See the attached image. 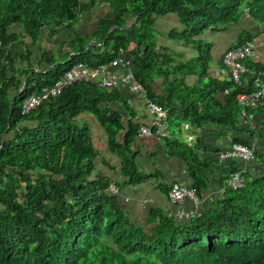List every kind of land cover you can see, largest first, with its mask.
Here are the masks:
<instances>
[{
  "label": "trees",
  "instance_id": "obj_1",
  "mask_svg": "<svg viewBox=\"0 0 264 264\" xmlns=\"http://www.w3.org/2000/svg\"><path fill=\"white\" fill-rule=\"evenodd\" d=\"M97 1L0 0V264H264V169L250 165L241 186L223 180V191L189 218L161 210L152 212L151 224L138 223L125 212L118 194L107 188L109 178L102 174L90 177L96 155L92 128L77 117L83 110L97 113L106 89L117 86L76 81L29 112L21 111L23 97L54 82L72 64L85 61L97 66L127 49L147 93L160 105L166 98V119L174 128L176 78L171 74H176V60L157 41V17L177 12L184 27L174 29L172 36L197 49L193 60L206 62L209 42L196 34L205 27L219 29L239 23L247 15L246 8L248 15L264 22V0H105L114 13L103 18L92 35L100 43L86 45L89 37L78 33L76 21L80 12ZM128 13L136 16L132 24ZM13 23L23 24V35L30 38L26 51L9 47L20 35L11 30ZM45 25H50L49 34L69 29L75 51L66 58L65 53L42 50L38 64L47 62L49 67L38 70L30 61V48ZM253 37L250 30L242 29L234 44ZM19 59L25 65H19ZM243 60L250 69L242 82L224 80L223 87L229 92L225 104L220 103L223 111L212 110L210 100H220L200 84L187 86L189 95L181 98L183 105L199 110L196 102L205 98L202 112L236 125L241 116L237 92L253 87L254 71L264 75L263 62ZM156 74L172 86L160 99L150 84ZM100 117L111 147L121 151L123 145L116 137L123 125L120 113L104 111ZM243 122L245 134L234 139L254 145L258 136L264 142V129L257 132L252 123L244 118ZM163 137L173 150L183 153L178 141L170 135ZM252 158L254 164L264 165V145L255 148ZM134 162L132 157L124 163L129 174L135 173Z\"/></svg>",
  "mask_w": 264,
  "mask_h": 264
},
{
  "label": "crops",
  "instance_id": "obj_2",
  "mask_svg": "<svg viewBox=\"0 0 264 264\" xmlns=\"http://www.w3.org/2000/svg\"><path fill=\"white\" fill-rule=\"evenodd\" d=\"M113 13L111 4L105 0H98L92 8L80 12L76 28L83 38L89 37L86 45L100 43L92 38V35L98 32L102 19L111 17ZM135 20L136 16L128 13L129 24ZM154 25L158 31L157 41L164 44L176 60V74H171L172 78H176V127H169V135L183 146H181L183 153L177 149L173 150L163 136L141 135L138 132L140 123L149 124L154 115L147 106L144 92L133 90L126 83L118 85L117 88L106 89L98 103L97 113L83 110L77 114L79 119L86 120L92 128L96 155L90 177L96 178L98 174H102L109 180H114L120 188L117 194L125 212L136 222L147 225L151 224L153 211L162 210L164 213L177 216L176 211L180 204L173 202L168 196V186L173 182L197 184V189L202 195L200 202L195 203L188 198L182 205L186 208H194L198 212L208 206L211 198L223 191L222 181H225L229 170L237 167L249 169L250 165L251 169H264L262 163L254 164L253 158L246 160L237 157L221 160L218 157L220 151L225 149L235 137L245 134L241 116L236 125L229 124L224 117L211 116L200 110L207 99L196 102L201 112L195 110L192 105H183L181 99L189 95V90L186 89L188 85L200 84L203 89L209 88L211 95H215L220 100L219 103L210 100V103L214 104L212 110L216 113L223 111L221 104H225L229 88L224 89V80L216 75V69L222 62V54L228 46L237 41L242 29H248L258 40L257 48L260 56L257 59L264 63V22L247 14L239 23H230L226 28L205 27L196 35L206 38L209 42L210 55L206 58V62L203 59L193 60L192 57L197 53V49L185 45L182 38L172 36L171 32L174 29L181 30L184 27L177 12L162 13L157 17ZM113 27L114 25L110 29ZM10 28L20 32V35L9 43V47L12 51H26L25 42L27 43L30 38L26 34L23 35L25 30L23 24L13 23ZM49 31L50 25L43 26L38 41L30 48L32 52L30 61L36 63L35 68L38 70L41 68L46 70L49 67L47 62L38 64L42 50H50L53 55L65 53L66 58L75 51L70 46L73 33L69 29L61 28L54 34H49ZM132 45L133 43H130L128 48ZM122 54L131 59L127 49H124ZM19 65H25V61L19 59ZM113 68L125 70L126 66L120 62ZM150 84L153 95L159 99L164 97L162 94L172 89L163 75L156 74L154 79H150ZM162 100L166 102L164 105L168 108L166 98ZM111 110L120 113L123 124L116 135L123 145L121 151L111 147L109 133L100 117L104 111L108 114ZM251 122L257 127V132L264 129V107L256 111ZM253 144L255 148L262 147L264 142L257 136V141ZM132 157L136 166L134 175L124 170L125 161Z\"/></svg>",
  "mask_w": 264,
  "mask_h": 264
},
{
  "label": "built area",
  "instance_id": "obj_3",
  "mask_svg": "<svg viewBox=\"0 0 264 264\" xmlns=\"http://www.w3.org/2000/svg\"><path fill=\"white\" fill-rule=\"evenodd\" d=\"M246 10L247 14H249V8H246ZM257 44L258 40L256 37H253L241 43L228 46L222 54V62L216 69V75L222 80L233 79L241 83L243 74L250 69L243 58H259L260 52ZM71 53H74V51ZM120 62L126 66L125 70H116L113 68L114 65ZM133 67L132 60L122 54V51L112 59L100 62L97 66L90 65L85 61H78L67 68L54 82L43 84L38 91H34V93L23 97L21 100V111L23 113L29 112L45 98L60 94L67 85L76 81L83 80L103 86H118L126 83L131 89L144 92L147 106L154 115L152 122L149 124L140 123L138 132L141 135H158L160 137L169 135V124L166 119L168 108L152 99V96L147 93L143 82L135 75ZM252 82L253 87L251 89L240 90L236 95L241 105L240 114L249 123L255 116L256 109L264 105V75L259 71H254ZM254 154V145L240 139H233L225 149L220 151L218 157L221 160L237 157L248 160ZM246 171V167H237L229 170L225 182L234 187L243 185L247 180ZM107 188L116 193L120 189L114 180H109ZM168 196L170 200L180 204L176 214L182 218H189L197 213L194 208H186L182 205L185 200L190 198L195 203H199L202 198L197 187L181 182H173L168 186Z\"/></svg>",
  "mask_w": 264,
  "mask_h": 264
},
{
  "label": "rangeland",
  "instance_id": "obj_4",
  "mask_svg": "<svg viewBox=\"0 0 264 264\" xmlns=\"http://www.w3.org/2000/svg\"><path fill=\"white\" fill-rule=\"evenodd\" d=\"M245 11H247V10H245ZM158 31L156 30V33H157Z\"/></svg>",
  "mask_w": 264,
  "mask_h": 264
}]
</instances>
